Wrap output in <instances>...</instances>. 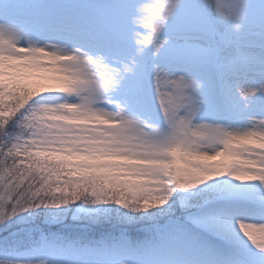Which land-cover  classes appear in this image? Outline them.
<instances>
[{
    "label": "snow or ice",
    "instance_id": "obj_1",
    "mask_svg": "<svg viewBox=\"0 0 264 264\" xmlns=\"http://www.w3.org/2000/svg\"><path fill=\"white\" fill-rule=\"evenodd\" d=\"M0 264H264V0H0Z\"/></svg>",
    "mask_w": 264,
    "mask_h": 264
}]
</instances>
